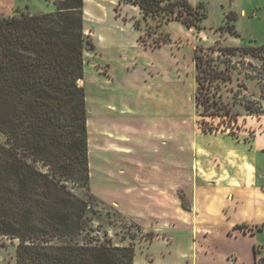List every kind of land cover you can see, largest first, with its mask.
<instances>
[{
  "label": "trees",
  "instance_id": "trees-1",
  "mask_svg": "<svg viewBox=\"0 0 264 264\" xmlns=\"http://www.w3.org/2000/svg\"><path fill=\"white\" fill-rule=\"evenodd\" d=\"M140 8L143 17H165L202 29L203 3L190 0H120ZM55 10L0 15V245L17 241L16 264H134L137 234L115 243L96 221L110 206L91 189L84 51L95 49L86 35L84 0H55ZM236 20L237 15H227ZM136 25L139 27V23ZM229 31L239 36L232 25ZM253 46H219L221 55L246 53ZM197 46L196 106L203 132L229 131L237 116L209 91L208 82L231 80L227 71L205 59ZM230 63L231 61L228 60ZM208 87L207 90H210ZM214 97V96H213ZM218 112L208 113L215 108ZM230 127V128H229ZM112 207V206H110ZM114 215L129 220L115 209ZM108 211V222L117 223ZM111 220V221H110ZM139 230L143 227L135 223Z\"/></svg>",
  "mask_w": 264,
  "mask_h": 264
},
{
  "label": "crops",
  "instance_id": "crops-1",
  "mask_svg": "<svg viewBox=\"0 0 264 264\" xmlns=\"http://www.w3.org/2000/svg\"><path fill=\"white\" fill-rule=\"evenodd\" d=\"M45 1L47 8L39 12L54 9L55 0ZM23 5L38 13L31 0H0V15H14ZM133 98L98 103L93 130L88 117L90 180L92 156L96 175L92 192L146 232L160 233L145 248L168 243V234L182 231L192 264H264V143L258 139L264 127L250 139L203 132L193 114L188 126L181 99L141 97L150 106L136 113ZM202 238L215 248L209 254L203 245L199 257Z\"/></svg>",
  "mask_w": 264,
  "mask_h": 264
},
{
  "label": "rangeland",
  "instance_id": "rangeland-1",
  "mask_svg": "<svg viewBox=\"0 0 264 264\" xmlns=\"http://www.w3.org/2000/svg\"><path fill=\"white\" fill-rule=\"evenodd\" d=\"M190 1L203 3L207 8V17L201 23L202 29L188 28L181 21H167L165 17L145 19L138 6L125 1L86 0L85 32L93 40L95 49L86 48L84 51V78L80 83L85 86L91 130L98 103L107 105L111 99L116 101L120 96L129 99L134 97L130 102L136 113H142V106L149 105L143 104L142 98L149 102H158L157 98L163 97L167 100L176 99L177 102L181 99L183 113L188 117L186 123L190 128L193 126L191 114L195 119L199 117L214 125L223 123L220 120L227 121L220 116H199L204 106L198 112L197 72L194 71L197 46L206 47L208 50L203 52L205 59H213L210 60L212 65L227 71L231 76L229 81H213L211 88L206 82L202 95L205 96L209 91L212 101L219 99L217 101H223L232 108L238 119L232 131L237 136L250 139L254 136L253 130L259 132L264 127V0ZM47 3L45 0H31L33 10L38 12L47 8ZM55 8L56 5L53 10ZM18 11L31 10L28 5H23L17 7L14 14ZM230 13H235L237 19L230 20L227 16ZM228 25H232L239 36L233 35ZM219 46L256 48L248 53L237 50L233 55L223 56L219 51L209 49ZM208 87L210 90H207ZM213 111L219 110L215 107L207 112ZM258 139L264 143V135ZM91 163V182L94 186L96 175L93 156ZM189 203V200H184L186 207ZM101 211L104 216L96 221V225H100L99 234L102 237L104 231H108L115 243L128 244L131 241L129 233L137 234L138 238L134 240L135 264H192V250L182 231L168 234V243H155L145 248L160 233L139 230L134 225L137 222L131 218L125 221L114 215V209L110 206ZM108 211L112 213L114 221L117 219V223L108 222ZM203 245L211 254L213 245L208 239H203L199 257L204 255ZM16 246L17 241L0 245V264H16ZM216 249L221 251L222 246ZM184 253L188 254L187 257Z\"/></svg>",
  "mask_w": 264,
  "mask_h": 264
},
{
  "label": "bare ground",
  "instance_id": "bare-ground-1",
  "mask_svg": "<svg viewBox=\"0 0 264 264\" xmlns=\"http://www.w3.org/2000/svg\"><path fill=\"white\" fill-rule=\"evenodd\" d=\"M81 81H82V80H81ZM81 81H80V82H81Z\"/></svg>",
  "mask_w": 264,
  "mask_h": 264
}]
</instances>
